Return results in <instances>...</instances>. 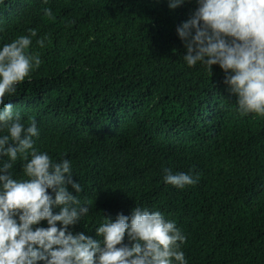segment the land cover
I'll use <instances>...</instances> for the list:
<instances>
[{"label": "trees", "instance_id": "obj_1", "mask_svg": "<svg viewBox=\"0 0 264 264\" xmlns=\"http://www.w3.org/2000/svg\"><path fill=\"white\" fill-rule=\"evenodd\" d=\"M195 7L0 0V45L35 29L29 51L41 59L5 102L25 124L35 118L38 151L70 160L89 205L73 234L98 238L105 217L141 206L175 221L187 264H264V115L237 110L218 64L184 61L176 28ZM21 164L14 178H26ZM166 168L196 183L166 184Z\"/></svg>", "mask_w": 264, "mask_h": 264}, {"label": "clouds", "instance_id": "obj_2", "mask_svg": "<svg viewBox=\"0 0 264 264\" xmlns=\"http://www.w3.org/2000/svg\"><path fill=\"white\" fill-rule=\"evenodd\" d=\"M182 3L168 0V7ZM196 4L176 28L186 49L184 61L189 67L201 62L209 69L218 64L224 83L236 95L237 110L264 115V0ZM44 12L51 14L48 8ZM34 36L35 29H29L27 35L0 45V264H187L181 250L185 235L158 210L138 206L130 215L105 217L95 226L98 238L68 230L89 212L87 202L77 195L82 186L72 178L70 160L54 161L38 151L35 118L25 124L13 103L5 102L15 94L16 84L41 63L39 53L29 51ZM45 40L38 37L35 43L43 47ZM18 157L23 179L14 178L11 171ZM164 172V183L177 188L196 183L187 172ZM41 220L47 227H33ZM125 236L130 245L123 242Z\"/></svg>", "mask_w": 264, "mask_h": 264}]
</instances>
